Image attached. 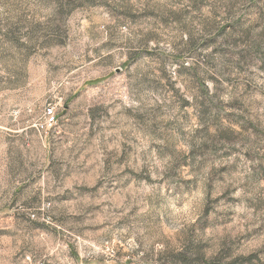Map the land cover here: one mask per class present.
<instances>
[{"label":"rangeland","instance_id":"obj_1","mask_svg":"<svg viewBox=\"0 0 264 264\" xmlns=\"http://www.w3.org/2000/svg\"><path fill=\"white\" fill-rule=\"evenodd\" d=\"M0 264H264V0H0Z\"/></svg>","mask_w":264,"mask_h":264},{"label":"built area","instance_id":"obj_2","mask_svg":"<svg viewBox=\"0 0 264 264\" xmlns=\"http://www.w3.org/2000/svg\"><path fill=\"white\" fill-rule=\"evenodd\" d=\"M45 116L47 119V123L51 125L54 122L55 114L52 107H48L45 111Z\"/></svg>","mask_w":264,"mask_h":264}]
</instances>
